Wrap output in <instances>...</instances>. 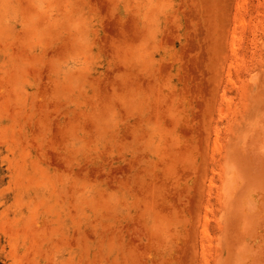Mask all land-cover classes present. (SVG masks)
<instances>
[{
	"label": "rangeland",
	"instance_id": "obj_1",
	"mask_svg": "<svg viewBox=\"0 0 264 264\" xmlns=\"http://www.w3.org/2000/svg\"><path fill=\"white\" fill-rule=\"evenodd\" d=\"M0 264H264V0H0Z\"/></svg>",
	"mask_w": 264,
	"mask_h": 264
}]
</instances>
